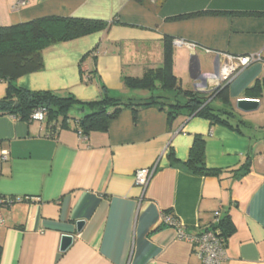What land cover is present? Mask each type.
Masks as SVG:
<instances>
[{
  "label": "crops",
  "instance_id": "1",
  "mask_svg": "<svg viewBox=\"0 0 264 264\" xmlns=\"http://www.w3.org/2000/svg\"><path fill=\"white\" fill-rule=\"evenodd\" d=\"M20 1L0 0V26L46 15L107 23L45 46L42 68L13 81L31 91L82 101L108 94L137 102L151 92L165 94L123 82L162 65L165 36L172 38L173 74L188 65L192 90L200 92V76L214 70L217 53L259 52L264 58V0H164L158 7L156 0ZM177 39L195 46L175 45ZM261 76L254 62L227 84L229 107L244 122L241 131L185 109L169 122L158 105L136 112L122 107L106 130L82 131L83 137L76 132L83 110L76 107L68 125L53 132L46 122L0 115V197L13 200L0 206V264H200L193 244L176 237L164 214L192 235L229 216L233 231L221 264H264V124L244 118L264 115V92L252 90ZM7 86L0 80V98ZM246 97L260 100L255 112L235 107ZM197 135L206 166L221 169L219 175L181 166ZM246 161L248 170L233 176L229 170ZM144 167L154 172L143 189L134 172ZM79 220L84 224L76 231ZM63 234H72L73 242L60 251Z\"/></svg>",
  "mask_w": 264,
  "mask_h": 264
},
{
  "label": "trees",
  "instance_id": "2",
  "mask_svg": "<svg viewBox=\"0 0 264 264\" xmlns=\"http://www.w3.org/2000/svg\"><path fill=\"white\" fill-rule=\"evenodd\" d=\"M145 4L149 0H134ZM164 0H158L155 7ZM106 22L100 19L63 17L46 15L26 22L0 26V80L7 82L5 95L0 98V115H14L22 120H29L31 112L40 106L46 108L45 121L51 131L68 125L73 108L83 110L81 118L76 120V126L84 133L91 130H106L107 122L115 117L122 107H132L134 112L140 106L158 105L166 109L169 122L175 118L181 109L189 115H198L220 123L231 129L241 131L243 121L239 119L232 107H229L227 85H218L209 92L183 90L182 101L176 98L180 95L179 79L173 74L172 38L164 37L162 65L147 69L142 76H125L124 85L132 88L154 91L161 89L166 94L150 93L143 100L133 102L131 99L104 94L99 99L82 101L71 94H58L52 91H31L14 84L21 75L38 71L42 68V49L50 43L65 41L84 36L105 28ZM252 90L264 92V78L257 80ZM215 100L222 105L216 106ZM135 114V113H134ZM170 159L175 161L172 153ZM246 161L240 168L229 170L233 176H240L248 170ZM183 168L198 175H219L218 168L207 167L204 162V142L200 136H195L189 150L188 158L181 164ZM211 227L219 228V235L226 242L233 231L229 216L218 220Z\"/></svg>",
  "mask_w": 264,
  "mask_h": 264
},
{
  "label": "built area",
  "instance_id": "3",
  "mask_svg": "<svg viewBox=\"0 0 264 264\" xmlns=\"http://www.w3.org/2000/svg\"><path fill=\"white\" fill-rule=\"evenodd\" d=\"M24 3V0L20 1ZM175 45L185 44L189 47H194V43H186L182 40H173ZM219 60L217 64L216 71L205 72L201 74V77L205 81H214L216 84L225 85L230 82L240 71L249 66L254 62H259L262 68V78H264V58L259 52L255 53H240L232 54L228 52H219L217 53ZM197 87L203 88L197 84ZM46 118V108L43 106L35 108L30 115L29 120H36L39 122H44ZM77 134L80 137L84 136L82 130L77 129ZM6 152H2V158H5ZM154 172L153 167H144L135 170L134 172V181L136 184L142 186L144 189L150 180ZM12 198L10 197H0V206L9 205L12 203ZM162 221L171 226L176 234L177 238L184 239L194 246V251L200 259V264H221L224 254L226 242L222 236L219 235V228L209 227L199 234H188L185 231V228L180 224V222L169 214L162 215ZM215 222H218L216 218ZM3 223V217L0 213V224ZM214 223V224H216ZM212 226V225H211Z\"/></svg>",
  "mask_w": 264,
  "mask_h": 264
},
{
  "label": "water",
  "instance_id": "4",
  "mask_svg": "<svg viewBox=\"0 0 264 264\" xmlns=\"http://www.w3.org/2000/svg\"><path fill=\"white\" fill-rule=\"evenodd\" d=\"M216 69H217V64H215L214 71H216ZM200 80L201 82L199 83V85L203 87L201 89L205 92L214 90L219 85V84H216L215 86L209 87L206 83L207 81H205L201 76H200ZM259 105H260V100L258 98H247V97L239 98L235 102V107L242 112L254 111L259 107ZM83 224H84L83 220L77 221L76 231H80ZM72 242H73L72 234H63L60 240V246H59L60 251H65L72 244Z\"/></svg>",
  "mask_w": 264,
  "mask_h": 264
},
{
  "label": "rangeland",
  "instance_id": "5",
  "mask_svg": "<svg viewBox=\"0 0 264 264\" xmlns=\"http://www.w3.org/2000/svg\"><path fill=\"white\" fill-rule=\"evenodd\" d=\"M156 2H158V0H156ZM208 70H206L207 72H211L213 69L212 68H207ZM176 72H177V77L181 80L180 81V85H181V88L183 90H192L193 89V86H192V78L188 72V65L186 66V68L184 67H177L176 68ZM166 94V92H164ZM262 107H264V102H262V105H261V108L260 110H262ZM255 112V111H253ZM251 113H248L247 115H245V119L248 120V121H252L253 123H259L261 125L264 124V118L262 115L260 118L258 117H255L254 115H249ZM72 114H70V117Z\"/></svg>",
  "mask_w": 264,
  "mask_h": 264
}]
</instances>
